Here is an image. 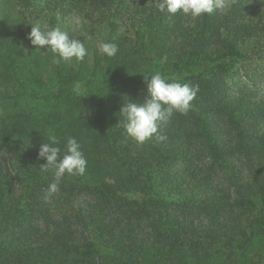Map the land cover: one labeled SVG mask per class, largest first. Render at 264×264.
Returning a JSON list of instances; mask_svg holds the SVG:
<instances>
[{"label": "trees", "instance_id": "16d2710c", "mask_svg": "<svg viewBox=\"0 0 264 264\" xmlns=\"http://www.w3.org/2000/svg\"><path fill=\"white\" fill-rule=\"evenodd\" d=\"M0 1L28 30L75 12L119 49L94 56L98 89L62 61L47 84L43 51L0 26V264H263L264 0L198 19L156 0ZM147 62L199 91L161 125L166 140L140 145L125 141L120 109L146 99ZM50 136L61 157L75 138L87 168L45 200L55 177L38 152Z\"/></svg>", "mask_w": 264, "mask_h": 264}, {"label": "clouds", "instance_id": "9594fccd", "mask_svg": "<svg viewBox=\"0 0 264 264\" xmlns=\"http://www.w3.org/2000/svg\"><path fill=\"white\" fill-rule=\"evenodd\" d=\"M159 11H167L170 15L178 13L192 19H198L205 14L224 12L230 6V0H156L154 3ZM37 50L46 49L43 52L53 54L52 63L61 61L71 63L82 62L88 55L85 42L79 39H70L68 32L60 28L42 30L40 25H34L27 37ZM99 51L107 57H114L118 53V46L114 43L104 42L99 45ZM147 97L143 103L127 102L120 109L123 118L125 141H133L136 144H144L155 137L158 142L166 140L159 134V129L166 123L173 112L187 115L192 109V101L199 91L198 86L190 83L169 82L168 78L160 73L145 78ZM120 123V121H119ZM48 143H42L38 152V158L46 163L40 166L42 172L52 171L55 180L45 190L44 199L48 200L59 191L58 181L65 174L70 176H83L86 173L87 160L82 151V146L75 138H68L61 157L59 141L55 136H50Z\"/></svg>", "mask_w": 264, "mask_h": 264}, {"label": "rangeland", "instance_id": "374dc122", "mask_svg": "<svg viewBox=\"0 0 264 264\" xmlns=\"http://www.w3.org/2000/svg\"><path fill=\"white\" fill-rule=\"evenodd\" d=\"M39 24V23H38ZM37 25V24H36ZM42 30H47L46 27L41 24H39ZM0 26L2 30H4L5 33H9L10 35H13L14 37L18 33V28L22 27L24 30L26 36L24 37L25 42V51H28V47L30 45V41L27 39L29 35L28 27L26 24H24L21 20V18L17 14V7L14 6L11 3H6L4 1H0ZM33 26V25H32ZM57 28H60L62 31L68 32L69 36H71L70 39H79L83 40L85 42V47L88 50V55L84 58L82 62H76L75 60L71 63H67L62 61V67L65 75L72 74L75 71H78L83 77H85L88 80H91L93 83L94 88L98 89L100 86V83L102 81V72L101 70L95 69V55H96V61L100 59V55L102 54L99 51V45L101 44V41L99 38H96L94 36H91L88 32V29L85 28V22L83 18L73 12L65 21L60 22L57 25ZM42 51H46V49H41ZM43 67H42V76L43 80L50 84L53 82V72H54V65L52 63L53 54L50 52H43ZM247 65L243 62H236L235 63V69L240 71L241 73L246 72ZM251 67H256V64L254 62V65H250L248 68L251 69ZM171 68L163 69L162 73L170 74ZM159 73L156 69V66L151 62L146 64L145 69L143 70L141 75V79L145 81V78H150L151 75ZM237 76L235 77V79ZM249 257L252 259L253 254L252 251L250 253L248 252ZM256 261V260H254ZM264 264V260H263Z\"/></svg>", "mask_w": 264, "mask_h": 264}]
</instances>
